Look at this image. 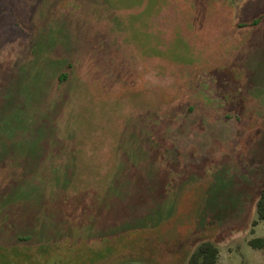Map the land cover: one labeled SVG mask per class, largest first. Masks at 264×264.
Masks as SVG:
<instances>
[{"label": "rangeland", "instance_id": "1", "mask_svg": "<svg viewBox=\"0 0 264 264\" xmlns=\"http://www.w3.org/2000/svg\"><path fill=\"white\" fill-rule=\"evenodd\" d=\"M263 189L264 0H0V264H264Z\"/></svg>", "mask_w": 264, "mask_h": 264}, {"label": "trees", "instance_id": "2", "mask_svg": "<svg viewBox=\"0 0 264 264\" xmlns=\"http://www.w3.org/2000/svg\"><path fill=\"white\" fill-rule=\"evenodd\" d=\"M255 21L254 23H257ZM67 76L60 77V81L64 80ZM257 212L259 219L264 221V189L261 191V195L257 204ZM251 245L254 248H264V239H254L251 241ZM220 251L218 246L213 242L205 241L200 244L193 252L189 264H219Z\"/></svg>", "mask_w": 264, "mask_h": 264}]
</instances>
